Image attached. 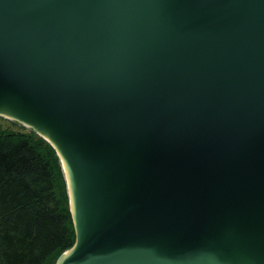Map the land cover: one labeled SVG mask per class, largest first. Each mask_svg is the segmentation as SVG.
<instances>
[{"label": "water", "instance_id": "95a60500", "mask_svg": "<svg viewBox=\"0 0 264 264\" xmlns=\"http://www.w3.org/2000/svg\"><path fill=\"white\" fill-rule=\"evenodd\" d=\"M0 113L60 160L55 264H264V0H0Z\"/></svg>", "mask_w": 264, "mask_h": 264}, {"label": "trees", "instance_id": "16d2710c", "mask_svg": "<svg viewBox=\"0 0 264 264\" xmlns=\"http://www.w3.org/2000/svg\"><path fill=\"white\" fill-rule=\"evenodd\" d=\"M18 127L0 126V264H55L75 243L66 181L52 146Z\"/></svg>", "mask_w": 264, "mask_h": 264}, {"label": "bare ground", "instance_id": "6f19581e", "mask_svg": "<svg viewBox=\"0 0 264 264\" xmlns=\"http://www.w3.org/2000/svg\"><path fill=\"white\" fill-rule=\"evenodd\" d=\"M61 162H62V166H63L64 172H65V175H66V178H67V181H68V186H69L70 193L73 194L71 176H70V172H69L68 166H67V159L65 157L61 156ZM73 200H74V197L72 196L71 197L72 205H73ZM73 212H74V208H73Z\"/></svg>", "mask_w": 264, "mask_h": 264}, {"label": "rangeland", "instance_id": "374dc122", "mask_svg": "<svg viewBox=\"0 0 264 264\" xmlns=\"http://www.w3.org/2000/svg\"><path fill=\"white\" fill-rule=\"evenodd\" d=\"M11 122H13V121H10V120H7V119H5V118H3V117H0V126L1 127H3V128H6V129H11V130H18L19 129V127H18V125H20V124H18V125H14V124H12ZM14 123V122H13ZM16 123V122H15ZM21 126V125H20ZM23 127V126H22ZM25 129H27V128H25ZM27 130H29V129H27ZM65 178V177H64ZM66 186H67V184H66ZM68 191V190H67Z\"/></svg>", "mask_w": 264, "mask_h": 264}]
</instances>
